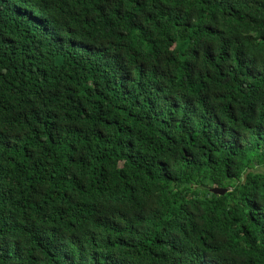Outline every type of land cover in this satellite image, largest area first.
<instances>
[{
    "label": "trees",
    "instance_id": "1",
    "mask_svg": "<svg viewBox=\"0 0 264 264\" xmlns=\"http://www.w3.org/2000/svg\"><path fill=\"white\" fill-rule=\"evenodd\" d=\"M0 264H264V0H0Z\"/></svg>",
    "mask_w": 264,
    "mask_h": 264
},
{
    "label": "water",
    "instance_id": "2",
    "mask_svg": "<svg viewBox=\"0 0 264 264\" xmlns=\"http://www.w3.org/2000/svg\"><path fill=\"white\" fill-rule=\"evenodd\" d=\"M210 191L214 194H224L227 191V188H222V187H212Z\"/></svg>",
    "mask_w": 264,
    "mask_h": 264
}]
</instances>
